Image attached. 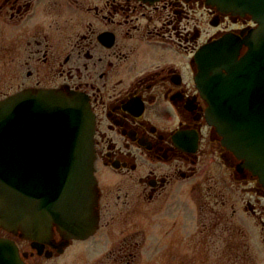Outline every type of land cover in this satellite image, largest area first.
Here are the masks:
<instances>
[{
    "label": "flooded vegetation",
    "instance_id": "obj_1",
    "mask_svg": "<svg viewBox=\"0 0 264 264\" xmlns=\"http://www.w3.org/2000/svg\"><path fill=\"white\" fill-rule=\"evenodd\" d=\"M252 25L248 15L222 11L208 0H0V100L25 92L85 98L98 185V227L88 237L53 227L39 243L0 228V238L17 245L20 262L189 258L185 249H141L139 235L124 231L102 233L101 248L73 246L103 228L127 226L150 209L170 208L178 193L191 198L194 191L217 192L226 173L230 183L264 200V186L210 125L194 60L204 45L226 34L242 38ZM219 198L214 193L211 201ZM244 205L264 228V203ZM205 229L196 235L205 236Z\"/></svg>",
    "mask_w": 264,
    "mask_h": 264
},
{
    "label": "water",
    "instance_id": "obj_2",
    "mask_svg": "<svg viewBox=\"0 0 264 264\" xmlns=\"http://www.w3.org/2000/svg\"><path fill=\"white\" fill-rule=\"evenodd\" d=\"M208 2L249 15L256 25L242 38L226 34L209 42L194 60L210 125L264 186V0ZM92 127L82 96L25 92L0 101L2 230L39 243L53 227L76 238L96 231ZM0 250V264H23L13 241L0 239Z\"/></svg>",
    "mask_w": 264,
    "mask_h": 264
},
{
    "label": "rangeland",
    "instance_id": "obj_3",
    "mask_svg": "<svg viewBox=\"0 0 264 264\" xmlns=\"http://www.w3.org/2000/svg\"><path fill=\"white\" fill-rule=\"evenodd\" d=\"M224 177L223 187L217 192L194 191L191 198L178 193L170 208L150 209L134 216L127 226L103 228L95 237L73 248H101L98 241L102 233L124 231L139 235L141 249H185L191 256L178 254L175 260L159 257L154 264H264V228L243 209L246 201L264 200L248 193L244 189L247 186L230 183L228 173ZM214 193L220 196L218 204L211 201ZM216 216L221 218L214 225ZM203 227L206 235H196ZM186 235L191 238L184 239Z\"/></svg>",
    "mask_w": 264,
    "mask_h": 264
}]
</instances>
